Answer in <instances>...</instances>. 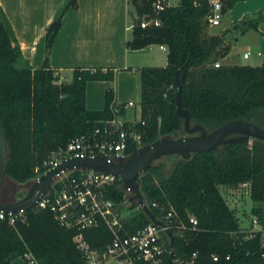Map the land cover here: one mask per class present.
<instances>
[{
	"label": "trees",
	"instance_id": "1",
	"mask_svg": "<svg viewBox=\"0 0 264 264\" xmlns=\"http://www.w3.org/2000/svg\"><path fill=\"white\" fill-rule=\"evenodd\" d=\"M233 1L220 0L222 14ZM127 2L133 14L125 47L139 50L163 45L166 48L164 65L137 69L138 118H123L116 127L139 134L138 143L128 139L127 155L137 145L158 137L185 134L182 117L175 112V72L182 106L189 112L191 123H199L209 132L222 123L241 119L264 129V59L259 65L219 62L229 46L223 43L224 32L220 35L206 33L207 0H178L176 5L157 13L151 10V0ZM76 4V0H68L65 8L75 9ZM144 13L157 18L159 24L139 27L138 17ZM260 19L257 13L234 23L232 28L239 33L247 29L256 31ZM60 25L59 15L44 29L45 55L40 66L19 67L16 63L20 50L0 9V123L7 146L2 166L1 202L22 196L24 185L36 174L34 167L41 172L42 161L63 148L72 136L101 139L103 129L112 128L108 121L124 113L122 104L114 102L111 87L104 89L100 108L85 106L86 81H110L114 68H73L68 78L58 80L47 56ZM215 62H218L216 67ZM79 172L75 169L71 174ZM9 181L21 186L5 193L4 186ZM135 182L150 211L171 232L176 264H264L260 231L246 236L238 226L234 210L226 204L217 187L248 183L249 197L261 202L252 206L250 212L264 227V139L251 137L225 142L214 149L191 152L187 158L163 155L140 172ZM52 186L57 187V183ZM100 189L119 213L117 235L131 234L150 221L135 200L123 202L119 177L114 176ZM189 215L195 218L194 224L188 220ZM76 234L97 251L114 235L100 217L90 226H65L47 206L36 205L14 213L11 223L5 214L0 218V264H10L14 256L23 258L25 251L38 264H78L83 253L73 240ZM159 237L167 249L159 264H169L168 237L163 230L159 231ZM212 254L216 259L211 258Z\"/></svg>",
	"mask_w": 264,
	"mask_h": 264
},
{
	"label": "crops",
	"instance_id": "2",
	"mask_svg": "<svg viewBox=\"0 0 264 264\" xmlns=\"http://www.w3.org/2000/svg\"><path fill=\"white\" fill-rule=\"evenodd\" d=\"M68 0H0V9L11 27L20 50L19 67L40 66L44 55V29L60 15L61 25L48 51V63L62 78H68L73 68H114L112 80H88L85 83V106L100 108L103 91L111 87L114 102L123 104L132 99L136 89L135 68L149 65H164L165 50L160 57L148 55L150 46L129 50L124 42L129 38L127 21L132 14L127 0H76V8H65ZM260 13L257 30L244 33L232 28L240 20ZM224 32L223 43L228 44L227 54L219 60L225 65H241L250 57L264 59V0H234L218 25L207 26L208 35ZM248 52L246 58L242 57ZM261 62V61H260ZM250 64L248 65H259ZM135 68H132V67ZM134 69V70H133ZM139 93V92H138ZM134 101V100H133ZM122 117L137 119L131 106H125ZM133 112V114H131ZM129 115V116H128ZM138 115V114H137ZM10 264H25L21 256H14Z\"/></svg>",
	"mask_w": 264,
	"mask_h": 264
},
{
	"label": "built area",
	"instance_id": "3",
	"mask_svg": "<svg viewBox=\"0 0 264 264\" xmlns=\"http://www.w3.org/2000/svg\"><path fill=\"white\" fill-rule=\"evenodd\" d=\"M207 3L209 5V11L204 16V19L208 26L218 25L222 16L220 0H207ZM176 4L172 3V0H151L150 7L152 11L157 13L165 7ZM138 18L139 27L159 24L158 19L154 16L152 17L149 13H144ZM158 48L162 50L166 49L163 45H158ZM248 54V52H244L242 57L246 58ZM213 66H218V62L213 63ZM61 78L59 76L58 80ZM132 105L133 101L131 99L126 100L122 104L123 107ZM122 120L123 117L121 115H115L111 118L108 124L112 128L105 127L102 131L101 139L94 137L84 139L82 136H72L63 148L53 151L42 161L41 166L44 169L41 172L38 171L37 166L34 167L36 174L31 179V182L40 173L53 167L61 159L70 156L82 157L103 153L107 160L116 161L120 157L125 158L127 156L125 147L128 139L138 143L139 134L132 129H117L116 127L121 124ZM113 128L117 130L114 131L115 129ZM97 131L95 129V132ZM75 169L80 170V172L71 174V171ZM113 177V175L108 173L72 166L52 176L51 190H47L41 195L36 205L41 207L47 206L52 211L54 217L65 226L75 225L80 228L90 226L95 224L97 218L100 217L112 230L114 234L113 238L100 251L89 248L81 239L80 234L74 235L73 240L83 253V258L78 264H159L162 254L167 251L163 240L159 237V231L163 230V227L153 225L149 221L146 225L138 228L131 234L124 236L116 234L115 229L118 227L119 213L114 210L112 201L103 197L100 189L104 184L110 183ZM53 183H57V187L53 188ZM123 192V202H128L127 196L131 194V189L128 186L123 187ZM151 204L153 205L154 202H151ZM21 211L5 212L0 210V218H3L7 214V221L11 223L14 213ZM188 220L192 224L195 223V218L192 215L188 216ZM251 222L257 226L253 228H242V230L246 232V236H249L255 231H260L259 242L261 246H264V227L258 223L254 216L251 218ZM193 255L194 253H192ZM261 256L264 257V251L261 253ZM211 258L213 260L216 259V255L212 254ZM23 259L25 264H38L29 252L25 251L23 253Z\"/></svg>",
	"mask_w": 264,
	"mask_h": 264
},
{
	"label": "water",
	"instance_id": "4",
	"mask_svg": "<svg viewBox=\"0 0 264 264\" xmlns=\"http://www.w3.org/2000/svg\"><path fill=\"white\" fill-rule=\"evenodd\" d=\"M173 81L176 85L174 90L175 112L182 117V126L185 134L178 137H158L151 142L135 147L125 158L120 157L116 161L107 160L103 153L82 157L70 156L61 159L53 167L46 169L34 181L30 182L22 196L11 202L0 201V210L17 212L35 207L41 195L47 190H51L52 176L72 166L108 173L119 177L123 187L128 186L131 189V194L127 196L128 201L135 200L138 207L144 211L153 225L164 228L163 231L168 237L167 261L169 264H176L172 248L173 236L164 227V223L155 217L145 204L143 196L135 182L136 176L145 170L153 160L163 155L176 154L187 158L191 152L214 149L218 144L225 142L249 139L251 137L264 139V129L246 120L232 119L207 132L203 125L190 122V114L182 106L177 72L174 73ZM6 153V140L0 123V186L4 181L2 166Z\"/></svg>",
	"mask_w": 264,
	"mask_h": 264
},
{
	"label": "rangeland",
	"instance_id": "5",
	"mask_svg": "<svg viewBox=\"0 0 264 264\" xmlns=\"http://www.w3.org/2000/svg\"><path fill=\"white\" fill-rule=\"evenodd\" d=\"M178 0H172V3L176 4ZM128 9L130 13H133L132 6L128 3ZM131 16H128V21H127V28H128V36H130V25H131ZM149 51V56H156L162 57L164 55V52L159 51L155 46H150ZM263 57H250L248 59L243 60L242 62L247 65L248 63L250 64H258L261 63ZM149 66H161V65H149ZM132 68H135L134 66ZM138 67L135 68V73H136V89H135V94L131 96V100L133 101V105L131 106L132 110H134V115L137 117L138 115V109H139V83H138ZM134 70V69H133ZM67 76L69 74L67 73ZM133 114V112L131 113ZM129 116V115H128ZM30 183H26L24 185L25 188L29 186ZM21 185H18L17 183L14 182H7L6 185L4 186V192L8 193L11 191L13 188H17ZM218 190L222 197L225 199L226 204L234 210V213L237 217V222L238 226L242 228H253L256 227L257 225L255 223L251 222V218L253 215L250 212V208L252 206L256 205H261V202L254 201L252 200L249 195H248V183H239L237 186H227L223 184H219ZM112 263V262H111Z\"/></svg>",
	"mask_w": 264,
	"mask_h": 264
}]
</instances>
